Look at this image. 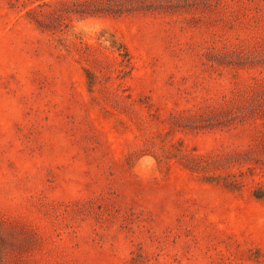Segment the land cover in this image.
Wrapping results in <instances>:
<instances>
[{"label": "rangeland", "instance_id": "obj_1", "mask_svg": "<svg viewBox=\"0 0 264 264\" xmlns=\"http://www.w3.org/2000/svg\"><path fill=\"white\" fill-rule=\"evenodd\" d=\"M0 264H264V0H0Z\"/></svg>", "mask_w": 264, "mask_h": 264}]
</instances>
